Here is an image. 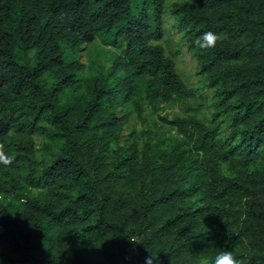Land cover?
I'll list each match as a JSON object with an SVG mask.
<instances>
[{
    "label": "trees",
    "instance_id": "1",
    "mask_svg": "<svg viewBox=\"0 0 264 264\" xmlns=\"http://www.w3.org/2000/svg\"><path fill=\"white\" fill-rule=\"evenodd\" d=\"M0 145V264H264V0H0Z\"/></svg>",
    "mask_w": 264,
    "mask_h": 264
},
{
    "label": "rangeland",
    "instance_id": "2",
    "mask_svg": "<svg viewBox=\"0 0 264 264\" xmlns=\"http://www.w3.org/2000/svg\"><path fill=\"white\" fill-rule=\"evenodd\" d=\"M165 29L169 32L168 44L169 50L168 55H175V52L178 53L176 63L179 69V72L183 79L188 83V85L194 88L197 92V97L195 101H186L183 103L175 102L171 105L162 106L164 110L160 111V115L167 116L169 119H172L175 116H186L191 108H194L198 105L200 107V113L208 115L211 111L210 102H211V91L206 87L205 81L203 78L196 75L197 65L196 61L192 58L191 54L187 50V46L180 41V34L177 33V27L174 19L166 13L163 21ZM163 44V43H162ZM165 46V45H164ZM168 48V47H167ZM113 51L105 48L99 44L92 45L86 48H82L80 55V61L89 64L95 55H111ZM135 129L138 131L141 129L139 122L136 123ZM159 131V130H158ZM161 131V130H160ZM165 135H175L174 131H165ZM155 133V131H154ZM157 133V134H156ZM154 135H160V132H156Z\"/></svg>",
    "mask_w": 264,
    "mask_h": 264
},
{
    "label": "clouds",
    "instance_id": "3",
    "mask_svg": "<svg viewBox=\"0 0 264 264\" xmlns=\"http://www.w3.org/2000/svg\"><path fill=\"white\" fill-rule=\"evenodd\" d=\"M202 39L204 41L203 44H201L200 40L196 41L198 46L214 47L217 41L221 39V37L214 33L208 32L203 35ZM2 151H3V145H0V152ZM7 162L10 161H6V163ZM151 260L152 258L149 256L148 258H146L145 264H150ZM215 264H240V262L233 256L232 252L224 250L218 255Z\"/></svg>",
    "mask_w": 264,
    "mask_h": 264
}]
</instances>
